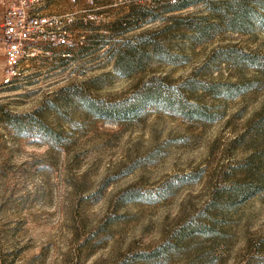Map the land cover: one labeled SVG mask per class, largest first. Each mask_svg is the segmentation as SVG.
Listing matches in <instances>:
<instances>
[{
	"label": "rangeland",
	"instance_id": "obj_1",
	"mask_svg": "<svg viewBox=\"0 0 264 264\" xmlns=\"http://www.w3.org/2000/svg\"><path fill=\"white\" fill-rule=\"evenodd\" d=\"M222 1L48 0L74 46L0 50V264H264V0Z\"/></svg>",
	"mask_w": 264,
	"mask_h": 264
},
{
	"label": "built area",
	"instance_id": "obj_2",
	"mask_svg": "<svg viewBox=\"0 0 264 264\" xmlns=\"http://www.w3.org/2000/svg\"><path fill=\"white\" fill-rule=\"evenodd\" d=\"M48 0H0L5 6L0 19V33L3 36L5 52V75L3 84H11L18 76L19 65L25 57L31 58L33 45H47L52 48L74 46L69 33L64 29L62 17L44 11ZM82 1L93 8L99 0ZM116 5H127L130 0H114ZM170 5H177L180 0H163ZM89 17L90 11H84ZM71 17V16H70ZM71 17L69 23H73Z\"/></svg>",
	"mask_w": 264,
	"mask_h": 264
},
{
	"label": "trees",
	"instance_id": "obj_3",
	"mask_svg": "<svg viewBox=\"0 0 264 264\" xmlns=\"http://www.w3.org/2000/svg\"><path fill=\"white\" fill-rule=\"evenodd\" d=\"M197 1L198 0H180L177 5L172 6V10H184L191 4L193 5V3H197ZM233 5H237L238 9H236L232 16H229V11ZM221 6H223V8H219V10H221V12H223L227 18V22H229L227 24L228 28L231 30H238L239 26H243L244 17L247 14V11H249V4L246 3L245 0H224L221 2ZM240 22H242V24ZM191 28L200 29L198 25H194ZM245 57L247 60H250L251 64H253L255 67H264V57H257L256 55H245Z\"/></svg>",
	"mask_w": 264,
	"mask_h": 264
},
{
	"label": "crops",
	"instance_id": "obj_4",
	"mask_svg": "<svg viewBox=\"0 0 264 264\" xmlns=\"http://www.w3.org/2000/svg\"><path fill=\"white\" fill-rule=\"evenodd\" d=\"M4 11H5V6L0 2V19L2 15L4 14ZM1 49L4 51L3 36L0 33V50ZM4 55H5V52H4Z\"/></svg>",
	"mask_w": 264,
	"mask_h": 264
}]
</instances>
